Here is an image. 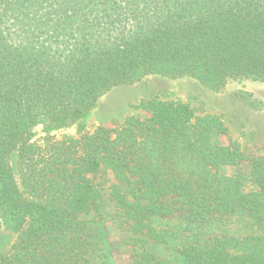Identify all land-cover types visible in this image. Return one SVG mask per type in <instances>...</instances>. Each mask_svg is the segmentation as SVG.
Segmentation results:
<instances>
[{
	"label": "trees",
	"instance_id": "1",
	"mask_svg": "<svg viewBox=\"0 0 264 264\" xmlns=\"http://www.w3.org/2000/svg\"><path fill=\"white\" fill-rule=\"evenodd\" d=\"M150 76L215 93L264 84V0H0V222L15 234L0 264H93L83 217L102 197L88 176L102 170L132 197L112 186L121 227L142 236L132 264H264V153L246 155L217 115L154 98L147 118L30 142L36 128L62 131L113 88ZM238 214L261 232L208 234ZM173 216L185 239L162 256L175 234L154 221Z\"/></svg>",
	"mask_w": 264,
	"mask_h": 264
},
{
	"label": "rangeland",
	"instance_id": "2",
	"mask_svg": "<svg viewBox=\"0 0 264 264\" xmlns=\"http://www.w3.org/2000/svg\"><path fill=\"white\" fill-rule=\"evenodd\" d=\"M238 91L248 93L264 105V84L253 82L230 84L225 91L215 93L189 77L169 79L150 76L134 85L113 88L98 100L89 115L62 131H44L42 127L36 128L30 142L44 146L63 137L90 133L98 126L114 128L130 117L147 118L150 112L142 105L157 98L164 102L187 104L196 116L204 113L217 115L227 127L231 138L240 145L246 155L263 154L264 107L261 111L249 109L234 98L233 93ZM9 163L14 178L19 183L16 154L11 155ZM88 177L101 190L102 196L96 209L83 217L88 228L86 240L93 264H132L134 256L139 252L135 240L142 236L140 233L123 230L121 213L115 208L110 197L112 186L118 184L120 191L131 200L132 197L126 192L127 185L119 183L110 170H102ZM154 224L175 234L169 248H158V253L162 256H174V247L185 239L181 219L177 216L157 218ZM261 230L262 226L259 223L243 214L214 220L207 228L208 234L236 236ZM14 239L15 234L8 231L0 222V256L8 254Z\"/></svg>",
	"mask_w": 264,
	"mask_h": 264
}]
</instances>
